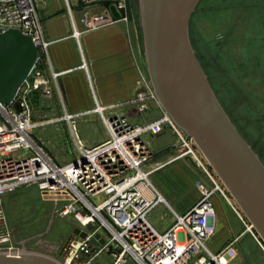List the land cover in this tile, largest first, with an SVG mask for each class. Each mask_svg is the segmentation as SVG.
<instances>
[{"label": "built area", "instance_id": "obj_1", "mask_svg": "<svg viewBox=\"0 0 264 264\" xmlns=\"http://www.w3.org/2000/svg\"><path fill=\"white\" fill-rule=\"evenodd\" d=\"M76 1L88 28L102 22L126 21V0ZM99 6L107 7L105 17L96 15L88 21L89 10ZM110 6L119 14V19L111 15ZM37 9L38 0H0V29H19L32 38L38 50L37 61L14 100L8 105L0 104V252L12 254L22 249L13 244L3 197L23 185H35L42 197L54 196L55 208L62 203L58 216L76 221L81 231L87 233L84 239L74 236L62 244V264H97L96 259L104 253L110 256L112 264H230L238 257L242 234L228 238L216 252L206 246L216 232L212 201L215 195L237 214L245 231L264 250L263 242L251 224L241 217L193 140L159 105L146 69L145 76L138 72L134 96L126 106L133 105L138 114H144L153 111L155 104L162 115L132 123L121 112L123 104L96 105L92 112L98 115L108 138L89 146L80 138L76 122L91 111L69 114L62 102L63 115L56 121L66 124L78 157L58 165L47 156L32 138L36 125L32 123L28 105L32 92L44 97L51 95L49 81L34 69L37 63L48 59V43L43 38ZM56 76L53 74L54 79ZM15 103H19L20 111L15 109ZM164 130L176 137L173 148L177 152L173 160L187 159L199 171L195 187L200 199L182 214L175 212L149 181V176L162 165L150 167L154 151L148 137L160 135ZM146 166L149 169L144 171ZM144 190L151 196H146ZM161 203L167 205L172 217V225L162 233L147 220L149 213ZM102 230L108 238L103 236ZM96 234L100 237L95 239L94 245L90 239Z\"/></svg>", "mask_w": 264, "mask_h": 264}, {"label": "rangeland", "instance_id": "obj_2", "mask_svg": "<svg viewBox=\"0 0 264 264\" xmlns=\"http://www.w3.org/2000/svg\"><path fill=\"white\" fill-rule=\"evenodd\" d=\"M125 8L126 21H118L130 25L138 22L136 0H126ZM107 10V7L100 8V6L89 10L88 21L91 22L96 15L105 17ZM83 16L80 9V22L85 30H95L109 24L102 22L95 24L94 28H88ZM190 23L189 35L192 47L208 81L210 80L209 84L211 88L213 87V92L241 136L264 163V0H201ZM245 48L248 51L246 59L243 54L247 53L244 52ZM37 65L35 70H38ZM135 68L137 76L134 90L139 79L138 72L145 76V65L141 59L137 60ZM49 88L51 91L49 97L45 98L39 92H32L28 97V105L32 113L31 120L36 125L31 135L47 156L58 165H64L77 158L78 154L66 124L56 121L63 115L61 98L50 82ZM39 99L42 102H38ZM126 103L121 104L125 107ZM153 105L156 110L161 112L155 104ZM135 112L138 114L137 107H135ZM51 118L54 120L52 123L42 124ZM76 126L80 138L85 143H89L93 137L101 138L104 141L108 138L102 123L95 116L77 120ZM148 140L154 151L150 162L151 168L159 166V162L173 157L177 152V149L173 148L170 151L172 154L164 155V159L155 154L161 145L170 144L171 146L176 143V137L169 130H164L160 135L148 137ZM188 161L181 159L169 168L159 169L149 176L153 187L161 192L168 205L178 214H182L181 206L175 205L172 199L179 201L182 198L169 177V171L180 169L182 163ZM188 164H191L190 167L196 172L198 171V168L191 162ZM148 169L147 166L143 168L144 171ZM162 189H165L167 194L162 193ZM227 196L232 199L228 192ZM221 199L215 195L212 201L214 207L219 206L230 215L228 226L236 231V234L245 230L244 224L237 214ZM232 202L237 207L233 199ZM61 208L62 203L55 208L54 199H19L17 205L9 206L5 216L8 228L13 233V244L31 250L33 244L45 235L61 246L72 231V227L66 222L69 220L62 219L57 214ZM237 211L247 221L238 207ZM147 220L160 233L172 225L171 213L164 203L156 206L147 216ZM217 230H221L218 223L214 237L206 243L212 252L218 250L214 243L217 240L221 242L222 239V235ZM102 233L104 237L108 238L104 230ZM240 244L243 248L255 249L256 246L249 233L244 234ZM257 251L255 249L254 254L257 264H259L260 257ZM95 263L112 264V260L108 254L104 253L96 259Z\"/></svg>", "mask_w": 264, "mask_h": 264}, {"label": "water", "instance_id": "obj_3", "mask_svg": "<svg viewBox=\"0 0 264 264\" xmlns=\"http://www.w3.org/2000/svg\"><path fill=\"white\" fill-rule=\"evenodd\" d=\"M200 1L136 0L146 73L163 111L193 140L264 244V164L224 111L192 48L189 23ZM110 12L119 19L113 6ZM37 57L29 35L19 29H0V104L14 100ZM14 107L20 111L19 103ZM70 223L75 236L87 237L76 221ZM99 237L94 235L90 243L96 245ZM0 264L62 262L22 247L12 254L0 252Z\"/></svg>", "mask_w": 264, "mask_h": 264}, {"label": "crops", "instance_id": "obj_4", "mask_svg": "<svg viewBox=\"0 0 264 264\" xmlns=\"http://www.w3.org/2000/svg\"><path fill=\"white\" fill-rule=\"evenodd\" d=\"M37 10L43 28V38L48 43V59L38 63L37 69L42 74V78L48 79L50 85L56 88L58 96L61 98V107L63 102L69 114L91 111V114L83 118L89 116L98 118V115L92 112L96 105L107 107L117 103H126L132 98L137 76L136 62L141 59L145 65L138 22L130 25L115 21L95 30H85L80 22V7L76 0H38ZM240 50L241 48L238 51L240 52ZM244 52H247L243 53L244 59H246L248 58L246 48ZM53 74L57 75L55 79ZM38 102L42 101L39 99ZM45 109L48 108L45 107ZM121 112L132 123L159 117L161 113L154 108L151 112L138 115L135 112V107L128 105L123 107ZM50 121H54L53 118L43 123ZM92 139L86 144L95 146L104 141L98 137ZM168 145L170 144L161 145L159 150ZM170 151H165L158 157L163 158L166 154H172ZM175 155L169 159L163 158V162H159L162 165L159 169L169 168L181 160H173ZM188 163L189 161L182 163L180 169L169 171V177L182 198L179 201L174 199L172 201L175 205L181 206L182 213L190 209L200 199V192L195 187V182L199 179V172L191 168V164ZM156 191L162 195L157 189ZM161 191L167 194L165 189ZM143 192L146 196H151L149 192L145 190ZM19 199L56 198L54 196L42 197L35 185L19 186L12 193L3 197L4 214L9 206L17 205ZM214 213L216 224L218 223L221 228L217 232L222 235L221 242L217 240L214 243L216 249L222 247L228 238L242 234L241 240L244 234L248 233L243 230L236 234V231L228 226L230 215L225 209L219 206L214 207ZM66 222L72 227L70 221ZM71 229L73 231V227ZM72 231L64 243L75 236ZM254 242L260 257L259 264H264V250L255 240ZM61 246L44 235L42 239L33 244L31 251H38L61 260ZM255 249L243 248L239 241L238 257L230 264H257Z\"/></svg>", "mask_w": 264, "mask_h": 264}, {"label": "bare ground", "instance_id": "obj_5", "mask_svg": "<svg viewBox=\"0 0 264 264\" xmlns=\"http://www.w3.org/2000/svg\"><path fill=\"white\" fill-rule=\"evenodd\" d=\"M189 38H190V35H189ZM190 42H191V40H190ZM191 45H192V43H191ZM193 48V47H192ZM198 60V59H197ZM201 66V65H200ZM202 68V67H201ZM207 77V76H206ZM209 82V81H208ZM211 86V85H210ZM213 90V89H212ZM227 114V113H226ZM229 117V116H228ZM230 119V118H229ZM231 120V119H230ZM254 151V150H253Z\"/></svg>", "mask_w": 264, "mask_h": 264}, {"label": "flooded vegetation", "instance_id": "obj_6", "mask_svg": "<svg viewBox=\"0 0 264 264\" xmlns=\"http://www.w3.org/2000/svg\"><path fill=\"white\" fill-rule=\"evenodd\" d=\"M172 149H173V147H172V144H171V148L169 149V151L172 150Z\"/></svg>", "mask_w": 264, "mask_h": 264}, {"label": "trees", "instance_id": "obj_7", "mask_svg": "<svg viewBox=\"0 0 264 264\" xmlns=\"http://www.w3.org/2000/svg\"><path fill=\"white\" fill-rule=\"evenodd\" d=\"M210 81V80H209ZM211 83V82H210ZM213 88V87H212ZM217 97V96H216ZM263 163V162H262ZM264 164V163H263Z\"/></svg>", "mask_w": 264, "mask_h": 264}]
</instances>
